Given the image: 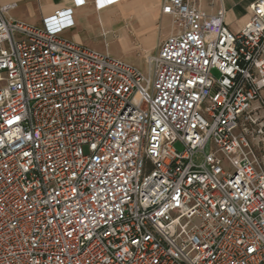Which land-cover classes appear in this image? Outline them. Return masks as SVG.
Instances as JSON below:
<instances>
[{
  "label": "built area",
  "instance_id": "2783aa9c",
  "mask_svg": "<svg viewBox=\"0 0 264 264\" xmlns=\"http://www.w3.org/2000/svg\"><path fill=\"white\" fill-rule=\"evenodd\" d=\"M210 1L144 70L0 5V264H264V0Z\"/></svg>",
  "mask_w": 264,
  "mask_h": 264
},
{
  "label": "crops",
  "instance_id": "0c3cea01",
  "mask_svg": "<svg viewBox=\"0 0 264 264\" xmlns=\"http://www.w3.org/2000/svg\"><path fill=\"white\" fill-rule=\"evenodd\" d=\"M82 7H74L73 0H0V5L15 4L9 16L17 21L40 26L43 19L51 18L58 9L70 10L73 27L62 36L77 44L129 63L144 70V58L156 53L154 44L166 39L171 33L170 18L161 12L162 0H125L114 2L97 11L93 0H85ZM251 0H223L226 23L233 32L247 20L246 7ZM199 0V7L213 12L217 2ZM101 32H114L121 42L119 51L111 52L109 41L104 46ZM157 46V45H156Z\"/></svg>",
  "mask_w": 264,
  "mask_h": 264
},
{
  "label": "rangeland",
  "instance_id": "374dc122",
  "mask_svg": "<svg viewBox=\"0 0 264 264\" xmlns=\"http://www.w3.org/2000/svg\"><path fill=\"white\" fill-rule=\"evenodd\" d=\"M114 32H101V37L97 38V40L102 41L104 43V46H107L108 42L105 41H109V49L111 52H115V51H119L121 49V42L117 41L116 38H114L113 34ZM160 41H158V43L154 44V47L156 49V47H158ZM157 45V46H156ZM157 50V49H156ZM214 75H216L215 72H213ZM206 150H208V147L206 148Z\"/></svg>",
  "mask_w": 264,
  "mask_h": 264
}]
</instances>
